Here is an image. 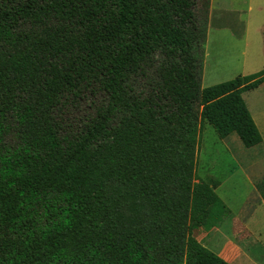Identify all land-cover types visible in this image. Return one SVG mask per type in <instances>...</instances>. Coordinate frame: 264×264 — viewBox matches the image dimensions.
<instances>
[{"label":"trees","instance_id":"trees-1","mask_svg":"<svg viewBox=\"0 0 264 264\" xmlns=\"http://www.w3.org/2000/svg\"><path fill=\"white\" fill-rule=\"evenodd\" d=\"M208 7L0 0V264H231L193 236L228 214L195 153L202 122L261 141L264 67L200 86Z\"/></svg>","mask_w":264,"mask_h":264},{"label":"rangeland","instance_id":"rangeland-1","mask_svg":"<svg viewBox=\"0 0 264 264\" xmlns=\"http://www.w3.org/2000/svg\"><path fill=\"white\" fill-rule=\"evenodd\" d=\"M263 67L264 0H213L211 4L209 0L200 86H209ZM242 98L252 118L256 116L257 127L264 138V82L243 92ZM257 149L243 147L233 133L219 138L208 123L200 125L193 183L205 182L203 178L206 176L214 178L209 183L213 184V189L220 185L214 191L228 209L216 236L205 238L210 246L207 248L215 253L216 247L224 245L225 239H232L244 247L257 244L255 234H235L232 226L234 217L242 220L246 213L259 219L256 199L264 193V151L258 152L260 163L256 164ZM244 174L251 180L254 190ZM261 243L264 244L263 241ZM227 250L229 248L224 245L223 252L227 253ZM251 251L259 252L258 249ZM234 256L237 258L231 264H250L237 253ZM251 264H264V257Z\"/></svg>","mask_w":264,"mask_h":264},{"label":"crops","instance_id":"crops-1","mask_svg":"<svg viewBox=\"0 0 264 264\" xmlns=\"http://www.w3.org/2000/svg\"><path fill=\"white\" fill-rule=\"evenodd\" d=\"M213 0H211L212 3ZM252 117V116H251ZM256 116H253L252 119H254V123L257 126L258 122H257V118H255ZM258 128V127H257ZM259 130V129H258ZM261 135V134H260ZM263 136L261 135V141L251 147L248 148H259L256 151V155L258 156L257 158V163H260L259 160V154L258 152L260 151H264V147L261 148V144H263ZM245 175L246 181L247 183L250 185V187H252L251 189H253V184L251 182V180L249 179V177ZM214 180V178L210 177V176H206L205 178H203V180L205 182H208ZM199 183V182H198ZM220 187V185H216V187L214 188V190L216 191V189H218ZM255 201V200H254ZM256 214H258L259 219H255L252 216H249V213H246L245 216L243 217L242 220H237L236 217H234V222H232V226H233V232L236 233H242V234H250L253 233L256 235V240L255 242L257 244H251L248 245L247 247L244 246H240L236 241L234 240H228L225 239L224 241V245L225 247L227 246V249L229 248V250H227V253L223 252V247L224 245L220 246V247H216V254H218L220 257H222L223 259H225L227 262L231 263L233 260H235L237 257L234 256V254L237 253L238 257H243L245 260L248 261V263L251 264V262H254L255 260H259L262 257H264V244L261 243V241L264 242V202L262 201L261 197L258 195L257 199H256ZM232 218V216H231ZM219 231V227L218 226H214L212 225L210 222L206 221L203 225L199 226L197 229H195L193 231V236L199 240L203 245H205L206 247H210L209 246V242L205 241V238L209 236V238H213L216 236V233ZM252 249H258L259 252L257 254L256 253H252ZM233 250L234 254H233ZM215 253V252H214Z\"/></svg>","mask_w":264,"mask_h":264}]
</instances>
